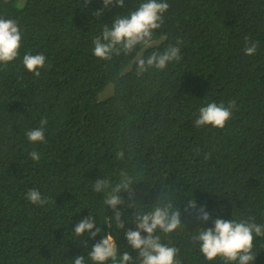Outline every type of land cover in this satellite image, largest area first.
I'll return each instance as SVG.
<instances>
[{
  "label": "trees",
  "instance_id": "16d2710c",
  "mask_svg": "<svg viewBox=\"0 0 264 264\" xmlns=\"http://www.w3.org/2000/svg\"><path fill=\"white\" fill-rule=\"evenodd\" d=\"M142 2L125 0V8L96 18L102 0H0V18L16 20L22 32L18 58L0 64V264H73L78 255L92 264L88 252L107 233L139 264L103 202L107 193L93 190L97 178L114 185L133 168L139 208L156 204L162 185L181 206L186 229L162 235L179 248L181 264H225L203 257L190 239L197 227L217 218L264 224V0H167L150 47L97 58L93 40L105 24ZM177 41L180 61L137 75L138 58ZM249 42L257 44L252 56L244 51ZM25 54L45 55L39 77L25 68ZM233 100L223 129L195 126L202 106ZM42 120L46 142L32 143L26 133ZM30 189L48 203L32 204ZM122 198L134 202L126 192ZM194 198L208 222L185 211ZM118 207L125 231L135 230L127 223L132 210ZM91 215L100 235L76 236L72 230ZM253 252L254 264H264V237L254 239Z\"/></svg>",
  "mask_w": 264,
  "mask_h": 264
},
{
  "label": "clouds",
  "instance_id": "9594fccd",
  "mask_svg": "<svg viewBox=\"0 0 264 264\" xmlns=\"http://www.w3.org/2000/svg\"><path fill=\"white\" fill-rule=\"evenodd\" d=\"M92 0H84V5H91ZM103 8L94 11L96 18L104 16L113 6L125 8V0H102ZM167 0H143L138 8L127 13V15H117L111 26L105 24L99 36L94 38L93 53L97 58L110 60L115 55H128L137 46L148 48L152 45V38L155 30L160 29L164 23V14L168 11ZM180 41L176 44H168L163 51H153L146 58H138L136 65L137 75H141L156 69L163 71L172 62L181 59ZM22 46V32L17 21L9 18H0V64L7 66L15 61L20 55ZM245 54L252 56L257 51V44L249 42L244 49ZM25 68L39 77L41 69L45 67L46 57L43 54H25L23 57ZM236 107V101H231L228 106L215 102L202 106L194 121L196 127L212 126L223 129L232 117V110ZM47 120L41 121L39 128L32 129L26 133L27 138L32 143L46 142L45 125ZM30 158L33 161L40 160V153L32 151ZM124 152L117 154L118 158H124ZM135 168L131 172L123 171L120 179L112 185L105 178H97L93 185V190L97 193H107L104 204L113 210L111 216L117 226L124 231L128 245L138 253L139 264H181L178 259L179 248L164 243L163 236L176 233L178 230L186 229L182 222L181 206L176 207L173 202L164 195L165 185H162L161 195L156 204L147 209L139 208L138 201H135L134 185L137 183L133 175ZM127 193L128 198L134 202L126 204L122 198V193ZM27 199L35 205L44 206L48 199L42 196L38 189H30ZM187 210L197 214L201 221L208 222L211 214L206 206L197 204L196 199H188ZM183 203V204H185ZM127 205V210H132L135 223V230L129 228L125 231L126 221L120 210ZM125 209V208H124ZM213 227L197 229L192 233L190 239L194 244H199V251L203 257L214 262L217 258L225 261V264H254L256 255L253 252L254 239L264 237V224H259L254 219L225 220L217 218L212 221ZM76 236L87 235L91 240L100 235L101 229L93 216L83 219L72 230ZM189 232V231H188ZM147 233V235H142ZM103 238L92 245L88 252V260L92 264H133V257L129 252L120 254L117 240L112 233L101 235ZM85 247L87 243L85 242ZM119 256V260H118ZM73 264H87L83 255H78L73 259Z\"/></svg>",
  "mask_w": 264,
  "mask_h": 264
},
{
  "label": "rangeland",
  "instance_id": "374dc122",
  "mask_svg": "<svg viewBox=\"0 0 264 264\" xmlns=\"http://www.w3.org/2000/svg\"><path fill=\"white\" fill-rule=\"evenodd\" d=\"M109 87H112V86H109ZM109 87H108V88H109ZM110 91H111V90L108 89L104 95H105V96H108V95L110 94Z\"/></svg>",
  "mask_w": 264,
  "mask_h": 264
}]
</instances>
